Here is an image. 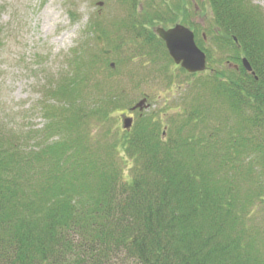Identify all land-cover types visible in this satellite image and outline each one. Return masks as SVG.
I'll use <instances>...</instances> for the list:
<instances>
[{"label":"trees","instance_id":"16d2710c","mask_svg":"<svg viewBox=\"0 0 264 264\" xmlns=\"http://www.w3.org/2000/svg\"><path fill=\"white\" fill-rule=\"evenodd\" d=\"M123 1L112 51L129 36L140 42L136 55L168 59L153 27L184 17L180 0L164 13ZM207 2V42L194 33L209 72L180 69L194 93L170 124L139 115L91 139L89 119L106 118L122 97L88 96L98 83L82 70L96 57L73 51L72 73L48 84L58 101L44 106L48 124L21 134L0 127V264H264V10L251 0ZM221 113L224 123L210 125ZM118 145L133 160L129 178Z\"/></svg>","mask_w":264,"mask_h":264},{"label":"rangeland","instance_id":"374dc122","mask_svg":"<svg viewBox=\"0 0 264 264\" xmlns=\"http://www.w3.org/2000/svg\"><path fill=\"white\" fill-rule=\"evenodd\" d=\"M192 1L187 3L189 13L185 11L184 18L177 20L207 42L211 11L204 8L200 0ZM251 1L264 10V0ZM148 2L140 0L141 6L162 13L166 5L173 4V0H152L149 8ZM128 10L129 5L123 0H0V123L5 124H0L1 129H14L21 134L28 127L40 131L48 124L50 118L45 115L44 106L58 104L57 98L47 91L48 84H55L59 75L72 73L73 51L84 59L96 57L92 66L82 70L89 72L93 83H98L88 96L99 98L110 92L120 93L122 97L106 118L89 119L86 131L91 139L100 137L108 125L118 131L121 113L131 111L140 100H144L141 108L144 110L138 107L139 110L134 111L135 119L139 115H154L156 121L166 125L173 116L187 113L194 93L190 84L193 78L169 61L170 57L156 54V59L152 60V55L147 53L136 55L134 48L140 42L132 43L129 36L120 50L112 51V37H117L118 23ZM139 14H136L137 19ZM94 22L100 23L108 33V41L103 40L105 48L110 50L108 55L98 50L94 32L99 25L94 26ZM157 25L165 24L158 22ZM111 62L114 67H110ZM97 67L95 75L92 69ZM208 72L206 69L200 76ZM223 123L222 113L209 121L210 125ZM114 156L123 175L129 178L132 158L120 145Z\"/></svg>","mask_w":264,"mask_h":264},{"label":"water","instance_id":"95a60500","mask_svg":"<svg viewBox=\"0 0 264 264\" xmlns=\"http://www.w3.org/2000/svg\"><path fill=\"white\" fill-rule=\"evenodd\" d=\"M155 33L164 41L167 52L175 64H179L181 68L189 73L201 72L206 69V54L196 44L194 33L188 26L180 23H175L168 28L158 26L155 28ZM95 37L102 53L109 54L110 50L105 49L102 36L96 33ZM234 40L236 41V38ZM241 63L246 71L254 74L249 61L245 57L241 59ZM110 66L113 67L114 64L110 63ZM254 77L257 79V76ZM143 104L144 100H140L134 105L133 109L136 107L141 109ZM121 122L124 129H129L132 124V118L122 115Z\"/></svg>","mask_w":264,"mask_h":264},{"label":"flooded vegetation","instance_id":"af4514ba","mask_svg":"<svg viewBox=\"0 0 264 264\" xmlns=\"http://www.w3.org/2000/svg\"><path fill=\"white\" fill-rule=\"evenodd\" d=\"M201 4H205V7L204 8H207L208 10H210V6H209V3L207 2V0H200L199 1ZM188 3V1H186V3L185 4H183L184 5V8H185V10H184V8H182V6H181V0H180V4L176 7V9H177V11L179 12V14H181V15H183V16H185L184 15V12L185 11H187L188 13H189V10L190 9H188V5L190 4V2H189V4H187ZM196 3V2H195ZM195 7L196 8H199L198 7V5H196L195 4ZM195 8V9H196ZM182 18H184V17H182ZM180 23V22H179ZM183 24V23H182ZM156 25H157V23H156ZM166 28H168V27H170L171 25L170 24H167V25H164ZM154 28H155V25H154V27H153V30H154ZM138 111V107H136V109L135 110H131V111H126V112H124V113H121V114H124V115H127V116H129V117H131L132 118V125H133V123H134V121H135V117H134V111Z\"/></svg>","mask_w":264,"mask_h":264}]
</instances>
